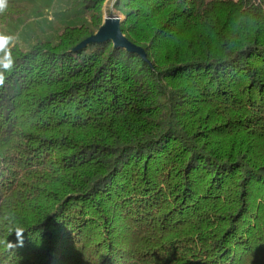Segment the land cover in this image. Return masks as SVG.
<instances>
[{
    "label": "trees",
    "instance_id": "trees-1",
    "mask_svg": "<svg viewBox=\"0 0 264 264\" xmlns=\"http://www.w3.org/2000/svg\"><path fill=\"white\" fill-rule=\"evenodd\" d=\"M109 1L147 59L75 49ZM109 1L50 36L24 34L35 0L0 16L27 36L0 89V216L27 229L3 264H264V0Z\"/></svg>",
    "mask_w": 264,
    "mask_h": 264
},
{
    "label": "clouds",
    "instance_id": "clouds-1",
    "mask_svg": "<svg viewBox=\"0 0 264 264\" xmlns=\"http://www.w3.org/2000/svg\"><path fill=\"white\" fill-rule=\"evenodd\" d=\"M9 8V0H0V16H3ZM51 19V17L49 18ZM19 42V36L0 30V89H3L8 75L11 74L15 67V56L13 49ZM27 229L22 223L12 215L0 216V264H3L8 257L15 256V249L23 247L24 233ZM15 233L16 242L13 243L8 237ZM4 254H7L5 256ZM18 264V257H17Z\"/></svg>",
    "mask_w": 264,
    "mask_h": 264
},
{
    "label": "rangeland",
    "instance_id": "rangeland-1",
    "mask_svg": "<svg viewBox=\"0 0 264 264\" xmlns=\"http://www.w3.org/2000/svg\"><path fill=\"white\" fill-rule=\"evenodd\" d=\"M75 0H35L33 5V11L27 24L24 25V34L28 35L29 33H33V35H47L50 36L54 34V29L58 28L64 23V21H70L74 18L73 13L66 11L69 7H71L72 2ZM109 1V0H107ZM110 8L116 14H119L114 9V3L109 1ZM107 8L105 7V10ZM109 14H105L104 18ZM51 17V19H49ZM6 32L14 33L19 36V41L21 39L27 37L24 35L22 37V32L18 31L15 27L9 26L5 29Z\"/></svg>",
    "mask_w": 264,
    "mask_h": 264
},
{
    "label": "water",
    "instance_id": "water-1",
    "mask_svg": "<svg viewBox=\"0 0 264 264\" xmlns=\"http://www.w3.org/2000/svg\"><path fill=\"white\" fill-rule=\"evenodd\" d=\"M122 18L112 12L104 18L100 29L92 36L81 42L75 49L86 47L90 43H101L111 40L116 48H125L139 53L144 59H147L143 48L136 46L124 35L121 29Z\"/></svg>",
    "mask_w": 264,
    "mask_h": 264
}]
</instances>
